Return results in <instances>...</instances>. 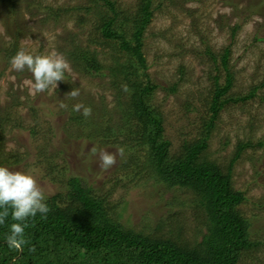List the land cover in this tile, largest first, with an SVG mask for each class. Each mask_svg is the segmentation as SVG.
<instances>
[{"label": "rangeland", "instance_id": "obj_1", "mask_svg": "<svg viewBox=\"0 0 264 264\" xmlns=\"http://www.w3.org/2000/svg\"><path fill=\"white\" fill-rule=\"evenodd\" d=\"M21 1L20 50L34 55L56 52L66 59L61 48L67 46L68 37L76 36L79 43L88 45L95 34L92 14L73 10L77 6H89L88 0ZM34 1L71 11L47 22L44 21L47 14L28 10V3ZM115 1L125 15L131 17L136 13L139 0ZM153 8L157 9L145 34L144 52L152 80L159 85L152 103L163 115L165 138L172 143V153L179 151L183 139L194 140L200 131V121L188 117L183 107L186 102H193L205 113L211 87L208 76L214 70V63L205 54L207 48L217 55L226 47L231 48L230 68L235 80L229 95L236 97L247 94L255 86L260 87L252 100L231 103L221 111L204 156L227 173L238 144H253L234 164L231 185L244 192L246 200L239 207L240 214L251 223V240L261 242L239 264H264V86L261 87L264 84V0H154ZM7 17L0 8V47L12 39L6 26ZM235 25L239 29L233 36ZM256 37L263 40L256 41ZM92 48L99 52L103 63H110L111 50L97 45ZM68 64L65 80L58 82L57 89L42 93L35 91L33 80L21 71L11 65L5 69L0 79V119L9 118L5 125L4 153H13L22 159L8 168L31 171L46 198L68 192L63 175H80L94 193L110 202L114 208L110 215L126 228L153 236H169L194 246L201 242L208 224L204 210L191 204V192L167 189L163 181L154 179L152 170L141 169L145 160L141 159V167H137L128 161L125 152L119 155L117 150L121 146L114 139L110 143L90 142L78 138V126L67 125L70 115L60 107L61 101L73 106L72 100L84 104L88 99L95 108L105 100L109 110L116 92L110 87L108 77L80 74ZM180 68L184 77L178 92L173 94L165 89L181 79ZM67 85L79 88L76 99L67 96L73 89ZM18 102L22 104L17 105ZM31 107L38 112L36 134L30 131L35 127ZM18 123L22 127H17ZM260 141L263 146H257ZM100 149L117 152L114 165L106 169L100 166L97 154ZM50 158L59 166L53 176L46 174L45 165L38 164ZM62 167L68 173L60 174Z\"/></svg>", "mask_w": 264, "mask_h": 264}, {"label": "trees", "instance_id": "obj_2", "mask_svg": "<svg viewBox=\"0 0 264 264\" xmlns=\"http://www.w3.org/2000/svg\"><path fill=\"white\" fill-rule=\"evenodd\" d=\"M88 2L89 6H77L73 10L92 14L95 36L90 37L88 45L79 43L76 36H70L61 52L74 71L108 77L110 87L116 92L109 110L105 100L94 108V103L85 99L84 105L92 109L89 117H84L82 110L74 111L77 102L72 100L73 106L67 104L64 110L70 115L67 125L78 126V138L90 142L110 143V139H114L124 148L128 161L141 167V159L145 160L141 169L152 170L154 179L163 181L167 189L191 192V204L202 208L206 214L207 232L194 246L169 236H153L128 229L110 215L114 208L105 197L94 193L86 179L77 174L63 175L68 192L48 197L49 213L45 217L37 214L27 221L25 235L28 242L22 250H10L4 243V235L13 222L11 217L0 225V264H239L245 254L261 245V242L251 240V223L239 211L246 196L231 185L234 164L253 144H238L227 173L206 160L204 154L221 111L231 103L252 100L260 87L255 86L247 94L236 97L229 95L235 80L230 68L231 48L226 47L219 55L207 48L205 54L214 63V70L208 76L211 87L205 101V113H201L193 102H186L183 107L188 117L200 121V131L194 140L183 139L179 151L172 153V143L165 138L163 115L152 103L159 85L152 80L144 52L145 34L158 7L153 8L154 0H139L136 13L129 17L119 10L115 0ZM21 4V0H0V8L8 16L6 26L12 37L8 45L0 47V79L11 65V58L20 50ZM33 9L47 14L44 19L47 22L58 20L71 11L54 9L36 1L28 3V10ZM238 29L239 25L232 28L233 36ZM255 40L263 39L256 37ZM94 45L111 50L109 64L102 62L99 52L92 48ZM182 71V68L178 71L181 79L165 90L173 94L178 92L184 77ZM21 73L33 80L27 68ZM125 85L128 91H124ZM31 110L35 127L30 131L36 134L38 112L34 107ZM8 120V117L0 119V166L5 167L22 161L20 156L4 153ZM18 126L22 127V124L18 123ZM257 146H263V141ZM52 158L38 162L47 167L48 176L55 175L59 169ZM59 172L68 173L64 167Z\"/></svg>", "mask_w": 264, "mask_h": 264}, {"label": "clouds", "instance_id": "obj_3", "mask_svg": "<svg viewBox=\"0 0 264 264\" xmlns=\"http://www.w3.org/2000/svg\"><path fill=\"white\" fill-rule=\"evenodd\" d=\"M11 67L16 71L25 68L33 77V86L36 92L56 90L58 82L65 80L69 64L62 54L53 52L50 54H32L26 50H19L10 60ZM124 91L128 87L123 86ZM80 95L79 88H73L67 94L72 98ZM61 108L68 105L61 101ZM74 111H81L84 117L92 113L90 106L77 103L73 106ZM118 154L124 155V148L117 150ZM107 149L98 150L97 154L102 168H109L115 163L116 155ZM50 211L47 198L31 171L11 170L0 166V225H4L9 216L13 221L8 226L4 235V243L10 250L20 251L27 244L26 229L27 221L35 218L37 214L45 217Z\"/></svg>", "mask_w": 264, "mask_h": 264}]
</instances>
